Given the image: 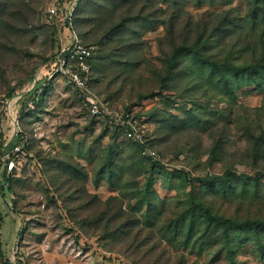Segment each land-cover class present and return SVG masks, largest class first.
<instances>
[{
    "label": "rangeland",
    "instance_id": "rangeland-1",
    "mask_svg": "<svg viewBox=\"0 0 264 264\" xmlns=\"http://www.w3.org/2000/svg\"><path fill=\"white\" fill-rule=\"evenodd\" d=\"M133 1L141 19L108 30L106 45L82 41L93 47L92 58L106 52L111 59H87L88 82L111 111L136 120L160 164L125 139V126L92 117L66 83L58 59L69 32L50 11L57 4L69 11L74 2L0 0V156L22 135L30 142L7 173L12 191H0V264H137L126 247L108 252L73 225L65 192L67 182L102 201L121 191L127 208L137 205L131 194L147 181L161 218H186L183 233L162 228L141 251L152 247L169 264L179 256L185 264H264V229L229 228L225 240L222 228L207 226L190 205L237 222L264 221V70L251 76L225 68L259 54L253 50L264 45V0ZM87 11L97 14L93 5ZM117 44L125 48L109 50ZM111 71L123 74L117 79ZM33 85L35 96L28 95ZM109 150L114 174L95 184ZM4 167L1 161L0 184Z\"/></svg>",
    "mask_w": 264,
    "mask_h": 264
},
{
    "label": "trees",
    "instance_id": "trees-1",
    "mask_svg": "<svg viewBox=\"0 0 264 264\" xmlns=\"http://www.w3.org/2000/svg\"><path fill=\"white\" fill-rule=\"evenodd\" d=\"M74 2L73 10L71 14V28L75 32L78 40L82 43V41L90 40L92 45L100 47L111 32L115 30H119L125 27L128 23L132 21H136L141 19L142 12L141 9L133 10L134 1L133 0H109L108 3L103 5L97 4L96 0H85L81 6V11H79V7L81 4V0H71ZM93 5L97 14L95 16H86L84 13L89 9V7ZM90 8L89 11H91ZM133 10V11H132ZM87 11V12H89ZM110 18H116V21H112L110 27H103L105 22ZM76 22V25L75 24ZM92 22L93 26L91 28H86V30H80L81 27L85 24H89ZM108 30H111L109 33ZM94 33L95 36L91 35ZM89 37V38H88ZM110 41V40H109ZM83 44V43H82ZM90 45V44H83ZM252 45V44H251ZM190 47V46H189ZM241 47V46H239ZM122 49L125 48V45L119 47V45H115L112 49ZM195 49V45L191 47ZM108 51V49L106 50ZM255 53H259L254 62H246L244 66H228L225 67L228 70L236 71H244L251 76L259 75L264 70V45L260 46L259 52L255 49L253 50ZM111 53V52H110ZM93 56L89 57L91 59ZM196 57L201 59H206L205 56L197 49ZM96 61H107L111 60L110 55L104 54L99 55L97 58H92ZM113 69L116 65H119L118 62L113 61ZM169 67L175 63L174 56L171 55V58L168 59ZM212 66H216V63H211ZM129 66H132L130 64ZM102 70L103 66L101 65ZM224 67V66H223ZM100 67L96 66L95 70H99ZM105 68V67H104ZM114 72V77L121 78L123 72L118 73ZM169 74V72L167 73ZM114 78V79H116ZM165 80V79H164ZM90 88L93 91L90 83ZM35 87L28 92V95L36 94ZM44 89L40 90L39 94H42ZM151 96V95H150ZM119 127V126H118ZM123 128V127H122ZM118 129V128H117ZM125 130V128H124ZM125 131L123 132V135ZM21 136V134L19 135ZM23 135L20 137V140L23 139ZM25 139V143H23L22 148L27 152L29 150V140ZM147 145L155 150L158 154L159 152L152 145L150 140L146 141ZM139 150L141 154V146L133 143ZM14 145V144H13ZM154 164H160V162H152ZM117 164V159L111 157V151L109 150V154L101 159L99 163V170L94 177L95 184L100 180H103V174H108L109 183L111 181V177L114 174L113 165ZM68 168V167H67ZM76 171V170H75ZM74 172V171H73ZM85 177V175H84ZM76 179V178H75ZM74 179V180H75ZM105 179V178H104ZM72 182V181H69ZM65 184L60 183L58 186L60 189H65ZM65 194L68 196V202L71 204L70 208H68V214L70 222L73 225H76L78 229L83 231L86 234H89L90 237L96 238V243L107 250L108 252H119L123 251L124 247L127 250H130L128 257L133 263L137 262V264H169V260L166 259V263L162 262L160 256L158 254H151L152 247H148L147 249L141 251L142 246L145 244V240L147 238L153 237L156 234V231L160 229H167L171 231L174 235L183 233L180 225L182 221H185L186 215L181 214L178 216L177 214H173L170 218H161L163 212L159 209H156V206L159 204L158 197L150 192L152 184L150 182H146L145 188H137L132 192L131 198L136 200L137 205L128 204L127 208H123V193L120 191L119 195L116 197H109L106 200L102 201L97 196L88 194L83 186L77 185V183L69 184L67 182V186ZM69 189V190H68ZM0 191L3 194L4 191L11 192L12 188L10 186V178L4 172L2 175V184H0ZM157 203V204H156ZM191 207H194V211L200 213L202 217L205 219L207 226L216 225L222 228L223 238L225 240L229 239L228 229L236 228V229H264V221L260 220H244L242 222H237L232 219L223 218L220 216L213 215L210 208L203 206L199 203L190 204ZM145 206L144 213L141 211L140 207ZM141 211V212H139ZM138 213H140L138 215ZM189 213V211H188ZM186 213V214H188ZM192 221H190L188 231L192 230ZM191 224V225H190ZM160 232V231H159ZM125 255V254H124ZM176 262V263H175ZM173 264H185L184 259L179 256L176 258Z\"/></svg>",
    "mask_w": 264,
    "mask_h": 264
},
{
    "label": "built area",
    "instance_id": "built-area-1",
    "mask_svg": "<svg viewBox=\"0 0 264 264\" xmlns=\"http://www.w3.org/2000/svg\"><path fill=\"white\" fill-rule=\"evenodd\" d=\"M72 10L73 6L69 11H65L60 4H57L50 11V16L53 21L55 22L58 19L63 21L67 25L69 32L70 41L67 46L62 48V56L58 59L59 69L66 78V83L76 91L84 107H86L92 117L106 119L108 123H115L117 126H125V139L140 145L141 155L145 159L151 162H160L159 154L147 145V138L138 126L136 120H131L128 116L123 117V114L111 111L108 107V102L102 96L96 95L91 90L88 82L89 66L85 61L91 57V49L93 47L83 45L71 28L70 19ZM31 90L28 91L30 92ZM23 143H25L24 138L11 146L7 152L1 154L0 165L1 161H3L5 166L4 172L6 174L15 168L16 159L22 153Z\"/></svg>",
    "mask_w": 264,
    "mask_h": 264
}]
</instances>
